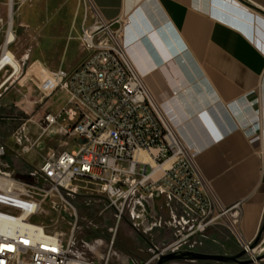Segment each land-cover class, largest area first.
<instances>
[{
	"label": "built area",
	"instance_id": "built-area-1",
	"mask_svg": "<svg viewBox=\"0 0 264 264\" xmlns=\"http://www.w3.org/2000/svg\"><path fill=\"white\" fill-rule=\"evenodd\" d=\"M23 1L13 0V5ZM79 1L84 17L91 19L82 25L78 36L84 58L71 70L47 69L43 77L34 74L29 78L41 94L38 103L44 104L56 93L64 94L63 103L39 120L32 116L11 118L21 121L11 134L18 147L16 158L35 151L40 137L51 129L78 138L77 148L57 155L48 150L39 165L20 172L7 162V146L0 140V264H110L121 222L128 220L143 233L161 225V219L148 220L149 202L158 197L164 198L170 216L163 225L176 228V238L161 250L152 245L153 253L143 260L130 258V264L155 263L158 253L154 247L160 252L194 250L189 242L212 225L224 223L237 233L240 203L224 205L207 185L195 161L196 151L150 91L125 41L129 17L105 19L93 0ZM0 24L5 25L0 71H10L0 82L1 88L17 78L23 64L9 49L15 35L9 37L14 31L8 14L6 20L0 17ZM13 62L20 65L16 74ZM28 121L39 127L34 138L26 130ZM212 133L215 139L220 138ZM141 151L147 159L138 157ZM87 184L104 196L100 212L114 211L115 223L108 228L106 240L93 219L79 225L77 209L66 198ZM48 197L59 214L70 211L71 219L63 215L56 219L66 222L68 233L32 221L44 212ZM81 229L94 235L91 241L82 240V246L92 253L90 257L73 250L75 233ZM249 242H243L242 248ZM100 245L105 247L103 253Z\"/></svg>",
	"mask_w": 264,
	"mask_h": 264
},
{
	"label": "crops",
	"instance_id": "crops-1",
	"mask_svg": "<svg viewBox=\"0 0 264 264\" xmlns=\"http://www.w3.org/2000/svg\"><path fill=\"white\" fill-rule=\"evenodd\" d=\"M93 2L105 19L129 17L125 41L146 84L182 138L196 151L195 161L207 185L224 205L240 203L239 228L245 238H253L264 213V0ZM22 13L21 23L45 27L33 51L19 53L9 46L21 61L25 57L39 59L51 48H58V55L65 57L68 41H77L82 25L91 21L89 16L84 17L79 0H34ZM63 23L70 25L67 38L56 33ZM71 24H77L74 30ZM2 42L0 30V47ZM13 80L0 88V111L11 102L9 87ZM64 99V94L56 93L44 106L55 111ZM42 116L38 111L32 118L39 120ZM19 123L11 118L0 121L6 159L16 158L18 147L11 134ZM26 130L32 138L39 133L32 121L26 123ZM51 130L53 145L43 155L48 150L57 155L75 149L70 147L76 146L78 138ZM212 131L220 138L215 139ZM149 203V222L161 219V225L151 230L153 236L167 239L169 227L163 221L169 213L165 200L158 197ZM97 215L93 213L92 218L101 223ZM124 221L149 243L128 220ZM118 243L120 249L138 259L147 257L124 232L118 236Z\"/></svg>",
	"mask_w": 264,
	"mask_h": 264
},
{
	"label": "rangeland",
	"instance_id": "rangeland-1",
	"mask_svg": "<svg viewBox=\"0 0 264 264\" xmlns=\"http://www.w3.org/2000/svg\"><path fill=\"white\" fill-rule=\"evenodd\" d=\"M34 0H25L23 2H15L13 5V31L15 35V40L11 44V48H13L16 52H31L33 49L37 47L38 39L43 34V30L45 25H35L30 23H21V19L23 16L22 10L24 7H28L33 4ZM9 0H4L3 3L0 4V17L4 20L7 18V14L9 13L8 7ZM12 15V14H11ZM77 24H71V29H75ZM70 25L69 24H61L58 25L56 28V33L61 34V36H67L70 34ZM2 28V29H1ZM5 25L0 24L1 33ZM66 40V39H65ZM63 44V39L60 41ZM59 43V42H57ZM78 44V47H77ZM66 56H60L58 48H51L50 50H46V54L39 57V59H31L24 58L21 61L22 71L16 76L17 78L14 80L13 84L10 85L11 94H13L11 102L2 108L0 111V117L4 118H21V120H25L30 118L32 115H37V112L40 111L43 115L46 113L50 108L46 105L44 106L43 103H38L37 100L40 98L41 94L32 82L30 81V77L34 74L37 76H44V72L49 70H54L59 67L63 69H70L78 64L81 59L84 57V52L80 47L79 40L76 41L75 38H72L68 41L67 48H66ZM38 51V50H37ZM23 52V53H24ZM18 58V57H17ZM63 59L65 63H63ZM70 67V68H69ZM10 71H2L0 73V82L5 79ZM45 101V100H44ZM5 119H0V121H4ZM21 122V121H17ZM54 134L53 130L43 134L40 137V140L36 146V150L30 153L23 154L22 158H14L8 157L6 160L16 170L20 172L28 171L31 165H37L41 161V154L45 152L48 146L53 145V138L51 135ZM77 148V146L71 145L70 149ZM79 184H83L82 182H78ZM86 186V185H85ZM91 188V189H90ZM92 193V195H87L86 193ZM66 198L68 201L74 205L77 209L78 213V222L79 225L85 223L89 219H93V213L98 217H101V223L99 224L102 233L101 236H105L103 232H107L109 227L114 226L115 217L114 211L109 210L106 212L101 213V208L104 203V196L101 192L96 190V187L87 184V188L79 187L77 189L76 194L74 195H67ZM44 212L41 215L34 216L32 218L33 222L43 223L45 224L48 229H53L55 226L57 228L63 229L65 232H69V226L66 222H56L58 215H63L66 219H71L69 214V210L67 212L59 214V210L56 208H52L51 206V198L48 197L45 199L43 203ZM180 211L176 210V213ZM97 213V214H96ZM170 218V216H169ZM94 220V219H93ZM264 221V213L261 219V223L259 227L262 225ZM177 229L173 226H169V230L166 233L168 236L167 239H159L156 236H153V231L143 233L140 232L143 236H145L149 243H145L141 237L138 235L136 231H134L125 221L121 222L115 243L113 246V250L115 251V255L112 256V260L110 264H128V260L130 258L138 259L133 255H130L124 251V249L119 248L118 243V236L121 232L126 233L127 237L132 241V245L137 248H142L143 252L149 256V254L153 253L152 245L156 246L159 250L163 249L166 244L171 242L176 238V231ZM152 233V234H151ZM256 233V232H255ZM93 233L87 229L78 230L75 233V245L73 250L84 251L85 255L90 257L92 253L88 251L84 246H82V240H89L91 241L94 238ZM165 234V232H164ZM255 235V234H254ZM254 237V236H253ZM252 238L247 239L245 238L244 234L241 230L238 232H233L230 230L224 223L216 224L209 226L203 235H198L192 238L189 242V245L192 246L194 250L204 251V252H214V253H234L242 249L243 242H248ZM106 240V239H105ZM99 251L103 253L105 250L104 245H100L98 247ZM264 251V231L262 237L259 241V245L256 248L254 255ZM250 254H246L245 257H250ZM122 259L126 261L122 263ZM139 260V259H138ZM188 264H237V263H222L216 261H193L187 262ZM151 264H154L152 262ZM250 264H264V258L259 261H254Z\"/></svg>",
	"mask_w": 264,
	"mask_h": 264
},
{
	"label": "water",
	"instance_id": "water-1",
	"mask_svg": "<svg viewBox=\"0 0 264 264\" xmlns=\"http://www.w3.org/2000/svg\"><path fill=\"white\" fill-rule=\"evenodd\" d=\"M19 178H23V174H17ZM264 231V221L256 231L254 237L250 240L249 244L234 253H211L192 249H177L169 252H160L154 247L158 253L157 260L154 264H188L187 262L193 261H216L222 263H237V264H250L252 262L262 260L264 258V251L254 255L253 257H245L247 250H254L259 245V241Z\"/></svg>",
	"mask_w": 264,
	"mask_h": 264
},
{
	"label": "bare ground",
	"instance_id": "bare-ground-1",
	"mask_svg": "<svg viewBox=\"0 0 264 264\" xmlns=\"http://www.w3.org/2000/svg\"><path fill=\"white\" fill-rule=\"evenodd\" d=\"M8 7H9V13H8V23L9 25H12V17H13V0H9V3H8ZM12 14V15H11ZM12 36H14V33H10L9 34V37L11 38ZM4 62L3 61H0V70L2 69V66H3ZM13 65L15 66V74L18 72L19 68H20V65L17 63V62H13ZM7 79V78H6ZM140 155H144L143 157L147 159L146 157V154L144 152H139ZM138 154V155H139ZM246 247V246H245ZM256 249L254 250H251V249H248L247 250V253L251 255V257L254 256V253H255Z\"/></svg>",
	"mask_w": 264,
	"mask_h": 264
}]
</instances>
